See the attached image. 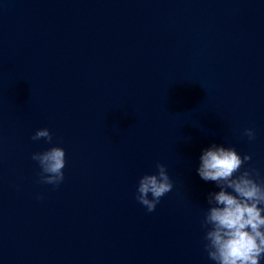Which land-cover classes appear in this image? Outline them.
I'll use <instances>...</instances> for the list:
<instances>
[{"label":"clouds","instance_id":"obj_1","mask_svg":"<svg viewBox=\"0 0 264 264\" xmlns=\"http://www.w3.org/2000/svg\"><path fill=\"white\" fill-rule=\"evenodd\" d=\"M241 135L251 141L256 132L245 128ZM31 139L52 143L53 136L48 128H39ZM32 159L40 167V183L53 187L63 183L64 148L52 146L33 153ZM251 159L249 154L241 156L234 147L217 144L204 149L200 156L198 175L219 188L209 193L208 208L201 221L204 249L215 264H260L264 259V183L257 182L254 169L244 168ZM155 168V173L139 178L136 189V200L148 212L155 211L161 198L173 189L165 165L156 163Z\"/></svg>","mask_w":264,"mask_h":264}]
</instances>
